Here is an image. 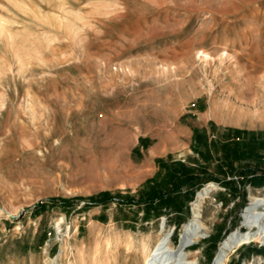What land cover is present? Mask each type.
I'll return each mask as SVG.
<instances>
[{"label":"rangeland","instance_id":"374dc122","mask_svg":"<svg viewBox=\"0 0 264 264\" xmlns=\"http://www.w3.org/2000/svg\"><path fill=\"white\" fill-rule=\"evenodd\" d=\"M181 168L214 180L157 217L118 202ZM212 181L201 264L264 195V0H0V264H142L138 238L164 221L176 246ZM259 242L226 264H264Z\"/></svg>","mask_w":264,"mask_h":264},{"label":"bare ground","instance_id":"6f19581e","mask_svg":"<svg viewBox=\"0 0 264 264\" xmlns=\"http://www.w3.org/2000/svg\"><path fill=\"white\" fill-rule=\"evenodd\" d=\"M214 186H216V184L212 181L198 190L196 199L193 202L192 216L189 221L184 223V231L180 234L176 246L171 245V229H166L164 221L161 222L160 228L156 232L158 237L155 243L150 245L152 242L150 234L138 238L137 243L140 244L143 249L141 254L142 264H201L195 257L190 256V252H195L196 250H187L186 248L191 242L206 233L205 229H207V226L201 219V206L203 198L208 195L209 191L212 187L214 188ZM62 219L63 217L59 218L57 221L58 225L63 221ZM242 224L247 228L244 230L235 228L221 241L219 252L213 264H224L228 253L233 250L234 247L242 243L248 241L264 242V195L250 196V203L246 205L243 212ZM103 242L104 245L102 246L104 249L101 252L106 256L110 254L109 248L112 243L108 239H105ZM98 250H94L92 255ZM106 257L108 258V256ZM103 258L104 259H101L99 257L95 264H108L107 258ZM243 264H246V261H244Z\"/></svg>","mask_w":264,"mask_h":264},{"label":"trees","instance_id":"16d2710c","mask_svg":"<svg viewBox=\"0 0 264 264\" xmlns=\"http://www.w3.org/2000/svg\"><path fill=\"white\" fill-rule=\"evenodd\" d=\"M210 180H214L212 176H205L204 178L199 179L197 175H191L187 168H181L178 171L173 170L167 173L166 178L162 183L148 188V190L141 191V195L138 199L128 198V197H119L118 202L126 203V204H143L144 206V214H148L150 211L153 212L155 217L159 216L160 213V205H168L171 207L180 208L182 205V201L179 198L180 188L184 184H195L199 182H207ZM107 192H100L95 196H91L89 201L93 205L105 204L109 201H112L114 197H107Z\"/></svg>","mask_w":264,"mask_h":264},{"label":"built area","instance_id":"2783aa9c","mask_svg":"<svg viewBox=\"0 0 264 264\" xmlns=\"http://www.w3.org/2000/svg\"><path fill=\"white\" fill-rule=\"evenodd\" d=\"M229 178H230V177H229ZM233 179H234V180H238L239 178H238V176H234ZM249 202H250V201H249ZM218 204H219V205H222V201H218ZM231 204L233 205L234 202H231ZM248 204H249V203H248ZM245 207H246V206H245ZM244 210H245V208H244ZM244 210H243V211H244ZM246 228H247V227H246ZM239 230H240V229H239ZM250 242H252V241H248V242H246V243H242V244H240V245L234 247L233 250L236 249V248H238L239 246H241V245H243V244H248V243H250ZM190 244H191V243H190ZM259 245H264V242H259ZM233 250H231V251H233ZM231 251H230V252H231ZM230 252H229V253H230ZM229 253H228V254H229ZM227 256H228V255H227ZM226 259H227V258H226ZM214 261H215V257H214ZM259 261H260V259H259V260H256V262H254V264H258ZM213 263H214V262H213ZM213 263H212V264H213ZM224 264H226V260H225Z\"/></svg>","mask_w":264,"mask_h":264},{"label":"crops","instance_id":"0c3cea01","mask_svg":"<svg viewBox=\"0 0 264 264\" xmlns=\"http://www.w3.org/2000/svg\"><path fill=\"white\" fill-rule=\"evenodd\" d=\"M232 174V173H231ZM225 174H223V176H222V178H220V180H223V178L225 177L224 176ZM227 176H228V174H227ZM255 179H258V178H255V177H252L251 178V180H255ZM231 184H233V185H236V180H230V181H226L225 182V186L227 185V187H230V185ZM256 186V185H255ZM264 248V247H263ZM259 248L258 247H255L254 249H253V251H251L252 253L251 254H255L256 252H257V250H258ZM247 258V257H246Z\"/></svg>","mask_w":264,"mask_h":264},{"label":"water","instance_id":"95a60500","mask_svg":"<svg viewBox=\"0 0 264 264\" xmlns=\"http://www.w3.org/2000/svg\"><path fill=\"white\" fill-rule=\"evenodd\" d=\"M213 262H214V260H213ZM213 262H212V263H213Z\"/></svg>","mask_w":264,"mask_h":264}]
</instances>
